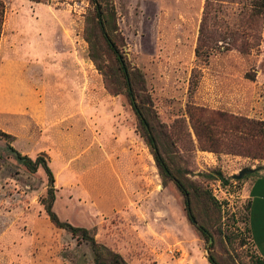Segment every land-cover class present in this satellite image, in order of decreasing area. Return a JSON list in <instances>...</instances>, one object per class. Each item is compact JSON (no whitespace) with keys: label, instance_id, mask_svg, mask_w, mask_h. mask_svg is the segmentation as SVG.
Here are the masks:
<instances>
[{"label":"rangeland","instance_id":"374dc122","mask_svg":"<svg viewBox=\"0 0 264 264\" xmlns=\"http://www.w3.org/2000/svg\"><path fill=\"white\" fill-rule=\"evenodd\" d=\"M4 1L1 60L31 46L28 54L34 56L58 45L48 32L58 38L61 31L50 26L53 19L70 22L71 46L86 57V133L68 124L62 108L51 123L54 132L39 124L29 155L51 151L45 154L55 175L59 218L88 228L128 264H212L210 256L219 264H260L249 229L247 188L264 173L261 151L245 146L223 125L212 133L204 127L200 135L194 125L198 109L264 121V1L114 0L117 43L145 75L144 91L153 101L160 150L172 177L161 173L125 89L112 95L90 57L86 33L95 29V3L41 0L36 7ZM17 27L29 32L21 40ZM101 60L115 65L105 50ZM37 113L46 119L41 109ZM119 126L128 133L126 146L118 144ZM52 134L59 140L51 141ZM74 138L80 148L61 147ZM10 144L19 151L14 140L0 136V264H96L92 244L57 227L47 214L44 169L30 171ZM173 178L191 190L193 219ZM199 225L212 232V248Z\"/></svg>","mask_w":264,"mask_h":264},{"label":"crops","instance_id":"0c3cea01","mask_svg":"<svg viewBox=\"0 0 264 264\" xmlns=\"http://www.w3.org/2000/svg\"><path fill=\"white\" fill-rule=\"evenodd\" d=\"M24 1L36 7L41 4L31 0ZM50 26H57L61 30L57 33L58 38L53 36L54 31L48 30L52 39L58 40V45H53L50 51H37L36 55L30 56L28 53L33 51L31 46V50L24 51L25 54L19 51L17 57L8 54L5 59H0V129L15 137L14 145L19 146V151L24 155H32L34 134L42 127L39 126L41 122L54 132L57 126H52L51 123L56 122V115L62 112V108L68 113V124L71 127L74 124L75 131L78 129L81 132L82 129V133H86V57L71 46L69 37L73 33L70 29L67 31V27L71 26L70 22L53 19ZM17 28L15 37L19 40L29 33L22 27ZM6 31L7 20L1 41ZM90 73L95 76L94 72ZM39 109L46 119L41 116L40 120L37 113ZM117 132L118 144L126 146L128 133L124 126H119ZM51 136V141L59 140L57 136ZM75 139L68 140L61 147L73 150L80 148L81 143L78 144ZM19 141L25 143L19 145ZM42 153L51 155L49 148ZM247 190L250 232L258 253L264 259V173L250 179Z\"/></svg>","mask_w":264,"mask_h":264},{"label":"trees","instance_id":"16d2710c","mask_svg":"<svg viewBox=\"0 0 264 264\" xmlns=\"http://www.w3.org/2000/svg\"><path fill=\"white\" fill-rule=\"evenodd\" d=\"M31 1L41 2V0ZM92 1L95 3L96 7V24L92 34L89 32L86 33V39L90 45V57L95 63L98 71L103 75L105 86L112 95H120L125 89L124 91L127 93L129 103L138 116L140 127L143 131L141 135L147 140L151 147L161 173L172 177V169L167 163L165 157L161 154L159 139L154 126V120L157 115L153 108V101L144 91L146 87L145 75L140 68L133 66L128 61L117 43L119 24L115 2L114 0ZM6 13V2L0 0V43ZM101 40H103V43H101ZM102 50H105L114 56L115 65H106L102 62ZM196 114L198 118L196 119L197 121L195 122L194 128L198 135L204 130V127L209 133H212L215 128L223 125L225 126V130L232 132L233 136L242 140L245 146L255 144L261 151L260 157L264 158V121L251 119L247 116L235 115L225 111H212V113H208L207 110L198 109ZM0 136L10 141L15 139L12 134L5 132L2 129H0ZM10 148L17 152L19 158L23 161L22 163L30 171H37L42 167L47 174V197L42 199V204L44 205L51 221L57 227L67 229L71 231L73 235L82 236L88 240L93 246L96 264H128L118 252L99 243L88 228L73 226L59 218L54 211V203L56 200L55 175L47 161V155L45 153H41L36 158H33L29 155L22 154L20 151L16 150L12 144H10ZM216 175L223 180V174L221 171H217ZM174 180L177 187L185 196L186 208L189 216L193 219L195 214L192 206L191 190L179 178H175ZM224 182H227V180L224 179ZM208 196L210 198V203L219 209L220 206L212 196L211 192H208ZM198 228L209 243V248H212L214 246V236L212 232L205 225H199ZM209 259L212 264H219L213 256H210ZM260 264H264L263 258L260 259Z\"/></svg>","mask_w":264,"mask_h":264},{"label":"bare ground","instance_id":"6f19581e","mask_svg":"<svg viewBox=\"0 0 264 264\" xmlns=\"http://www.w3.org/2000/svg\"><path fill=\"white\" fill-rule=\"evenodd\" d=\"M4 56H5V54H4ZM7 56H8V54H7ZM5 58V57H4ZM9 58V57H8ZM0 59H1V53H0Z\"/></svg>","mask_w":264,"mask_h":264},{"label":"water","instance_id":"95a60500","mask_svg":"<svg viewBox=\"0 0 264 264\" xmlns=\"http://www.w3.org/2000/svg\"><path fill=\"white\" fill-rule=\"evenodd\" d=\"M195 222H196V220H195ZM197 223V222H196Z\"/></svg>","mask_w":264,"mask_h":264}]
</instances>
